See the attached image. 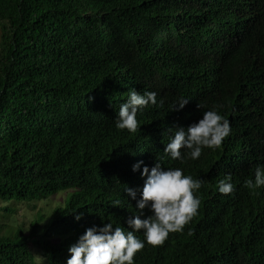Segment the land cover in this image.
Masks as SVG:
<instances>
[{
  "label": "trees",
  "instance_id": "1",
  "mask_svg": "<svg viewBox=\"0 0 264 264\" xmlns=\"http://www.w3.org/2000/svg\"><path fill=\"white\" fill-rule=\"evenodd\" d=\"M130 89L164 101L138 113L135 133L115 127ZM211 109L230 122L222 146L166 157L168 129ZM157 159L203 181L201 205L134 264H264V187H244L264 166V0H0V201L70 191L0 234V264H67L87 228L127 227L137 201L125 189L139 198ZM226 174L230 195L218 191Z\"/></svg>",
  "mask_w": 264,
  "mask_h": 264
},
{
  "label": "clouds",
  "instance_id": "2",
  "mask_svg": "<svg viewBox=\"0 0 264 264\" xmlns=\"http://www.w3.org/2000/svg\"><path fill=\"white\" fill-rule=\"evenodd\" d=\"M158 102L157 93L137 92L130 89L127 99L120 105L115 119V127L135 133L139 127L138 113L148 106H162ZM189 103V99L181 97L172 106V111H181ZM203 107L202 105H198ZM171 133L164 155L171 160L186 163L187 160H198L204 149H219L231 133L229 120L218 110L203 112V118L186 129L176 127L168 129ZM183 150V151H182ZM143 161L133 165V171H139ZM142 176L145 182L142 189L126 188L128 196L136 200L137 212L127 220V227H114L111 222L103 226H92L80 235L78 241L70 249L67 264H134L136 254L146 245L161 246L170 233L183 232L185 226L198 214L201 200L196 193L201 189L203 181L186 175L182 168L162 167L157 163L151 169L143 167ZM254 180L249 179L244 187L254 190L264 187V166H257ZM218 191L222 195H230L236 191L232 183V175L226 174L219 181ZM120 201H116L118 206ZM145 209L151 214L145 216ZM82 216H76L80 220ZM131 229V230H129ZM143 233L140 239L136 233Z\"/></svg>",
  "mask_w": 264,
  "mask_h": 264
},
{
  "label": "rangeland",
  "instance_id": "3",
  "mask_svg": "<svg viewBox=\"0 0 264 264\" xmlns=\"http://www.w3.org/2000/svg\"><path fill=\"white\" fill-rule=\"evenodd\" d=\"M69 192L63 191L47 199L32 202L23 201L12 203L0 201V209L6 206L15 209V212L12 214L5 210L0 211V234L7 232L8 228L14 229L18 226H23L25 229H28L38 216L43 214L44 217H47L55 207L62 205Z\"/></svg>",
  "mask_w": 264,
  "mask_h": 264
}]
</instances>
